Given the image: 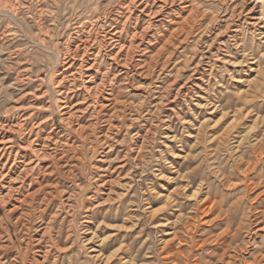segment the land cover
<instances>
[{
  "label": "rangeland",
  "instance_id": "374dc122",
  "mask_svg": "<svg viewBox=\"0 0 264 264\" xmlns=\"http://www.w3.org/2000/svg\"><path fill=\"white\" fill-rule=\"evenodd\" d=\"M0 264H264V0H0Z\"/></svg>",
  "mask_w": 264,
  "mask_h": 264
},
{
  "label": "bare ground",
  "instance_id": "6f19581e",
  "mask_svg": "<svg viewBox=\"0 0 264 264\" xmlns=\"http://www.w3.org/2000/svg\"><path fill=\"white\" fill-rule=\"evenodd\" d=\"M37 156H39V154H38ZM28 172H29V169H28ZM23 173H24V171H23ZM25 176H26V175H25Z\"/></svg>",
  "mask_w": 264,
  "mask_h": 264
}]
</instances>
